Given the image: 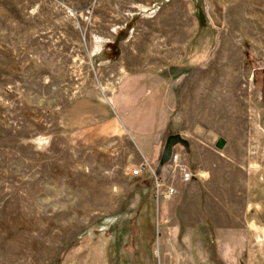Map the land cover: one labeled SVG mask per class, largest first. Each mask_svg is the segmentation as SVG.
Segmentation results:
<instances>
[{
  "label": "rangeland",
  "instance_id": "1",
  "mask_svg": "<svg viewBox=\"0 0 264 264\" xmlns=\"http://www.w3.org/2000/svg\"><path fill=\"white\" fill-rule=\"evenodd\" d=\"M165 67L178 86L201 80L203 91L187 108L189 130L196 117L212 119L203 145L214 154L202 158H225L224 180L206 189L208 206L222 223L245 226L247 245L255 237L241 264H264V0H0V264H65L74 249H81L76 264H87L103 239L111 264L159 259V229L172 221L157 217L152 181L132 173L142 158L136 140L90 114L106 106L127 72ZM230 70L242 118L225 87ZM77 103L84 107L74 114ZM70 120L78 124L73 131ZM142 205L152 242L145 230L137 237ZM188 215L195 223L191 207ZM203 221L212 235L206 213ZM204 255L194 253L192 262L218 264L211 249Z\"/></svg>",
  "mask_w": 264,
  "mask_h": 264
},
{
  "label": "crops",
  "instance_id": "2",
  "mask_svg": "<svg viewBox=\"0 0 264 264\" xmlns=\"http://www.w3.org/2000/svg\"><path fill=\"white\" fill-rule=\"evenodd\" d=\"M174 76L175 72L169 71L167 67L129 71L119 80L113 95L107 98L106 106L101 105L98 111L90 115L95 119H98L99 116L102 119L100 122L115 123L133 136L141 153L140 163L146 162L148 165V168L139 177L144 182L152 181V185H155L157 174L153 171H156L160 159L159 154L163 150L168 135L176 131L174 127L175 118H178L177 123L180 122L179 131L190 142V151L183 147L178 150L181 152V165L192 172V180L189 182L182 181L181 177L178 176L180 174L179 169L173 170L172 166L167 163L157 176L167 186H174L176 193L171 197L157 201L154 195L155 190L152 188L157 217L161 221L164 219L172 221L171 227L163 226L159 229L157 242L160 254L159 259L155 262L154 257H152L153 264L159 262L165 264L161 256V250L173 257L169 264H194V253L204 258V254L211 248L223 264H241L243 253L252 250L251 244L253 246L255 237L250 239L247 245L246 236L250 234L245 226H236L232 221H229L228 224L222 223L208 206L206 199V189L209 187V181L212 179H216V181L224 180L225 176V158L222 155L211 161L202 158V153L205 151L214 154L211 148L203 145H206L211 139L206 127L214 121L196 117L194 123L197 128L189 130V125L193 122L188 116L187 108L189 101L193 98V93L199 95L203 91L201 86L198 85L201 80L198 79L199 77L187 79L178 86ZM219 91L223 100V79L221 80L220 89L217 80L215 89L217 101L219 100ZM171 103H178L179 106L176 107ZM83 107V103H77L73 106V113L77 114ZM66 124L67 128L72 131L78 125L74 120H70ZM150 183L143 184L142 190L144 193L146 186ZM139 197V201H141V194H139ZM190 207L196 217L195 223L190 220L191 218L188 215ZM244 209L246 210V208L242 210ZM250 210L249 206L247 211ZM205 213L211 221L212 235L205 234L202 230L203 227H200L205 224L203 221V219L205 220ZM180 221L181 223H179ZM182 225L185 226L184 229L188 233H182V231L184 232V229H181ZM181 235H183V242L189 255L182 253L178 248V238ZM195 235L202 237V240L192 244L193 237L191 238V236ZM188 242L190 243L188 244ZM209 246L210 248H208ZM90 248L91 251L86 256L85 263L111 264L107 240H99ZM80 250L74 249L72 254L66 258L65 264H76ZM153 251L155 255V250L153 249Z\"/></svg>",
  "mask_w": 264,
  "mask_h": 264
},
{
  "label": "built area",
  "instance_id": "3",
  "mask_svg": "<svg viewBox=\"0 0 264 264\" xmlns=\"http://www.w3.org/2000/svg\"><path fill=\"white\" fill-rule=\"evenodd\" d=\"M172 166V169H179L181 179L184 182H189L193 178V174L190 170H188L186 167L181 165V152L180 150H176L174 148L171 159L169 163ZM148 168V165L146 162L140 163L136 168L132 170V173L134 176L139 177L142 175L143 171ZM155 173V171H153ZM176 193V188L174 186H167L163 181L160 180V178L156 175L155 176V192L154 195L156 197V200L159 201L163 198L171 197ZM158 264H161L160 262Z\"/></svg>",
  "mask_w": 264,
  "mask_h": 264
},
{
  "label": "water",
  "instance_id": "4",
  "mask_svg": "<svg viewBox=\"0 0 264 264\" xmlns=\"http://www.w3.org/2000/svg\"><path fill=\"white\" fill-rule=\"evenodd\" d=\"M226 144H227L226 138L220 137L216 142V147L218 149H223L226 146ZM176 146H181L187 151H190L189 140L186 137H184L180 132H176V133L174 132V133L169 134L165 141L163 151H162V154L160 156V159H159L156 171H155L157 175L160 174L164 165L169 163L173 150Z\"/></svg>",
  "mask_w": 264,
  "mask_h": 264
},
{
  "label": "trees",
  "instance_id": "5",
  "mask_svg": "<svg viewBox=\"0 0 264 264\" xmlns=\"http://www.w3.org/2000/svg\"><path fill=\"white\" fill-rule=\"evenodd\" d=\"M199 17H200L201 26L204 27L205 26V23H204L205 17H203V12H201V14H199ZM145 189H147V195L144 197L145 199H144V201L142 203L143 205H144V203H146L145 200H147V198H148V192H149V189H150V185H147ZM143 205H142V209L138 212V218L139 219H140V216H142L143 215V212H144ZM141 219H143V222L140 223V224H138L139 227L137 229V234H138L137 237L140 236V235H142V232H144V230H145V232L148 233V236L150 238V242L154 241V238L153 237H155V234H154V231H153V226L150 227L151 223H149V222L146 223V220H148L147 214H144ZM139 230L141 231L140 233L138 232ZM130 231H129V234H130ZM129 234L127 235V237H125V241L128 239ZM137 241H138V238H137ZM123 247L125 248V246H123ZM211 252H213L212 260L215 261L218 264H223V262L221 261V259L217 256L216 252L212 248H211ZM150 257L152 259V256L151 255H150Z\"/></svg>",
  "mask_w": 264,
  "mask_h": 264
},
{
  "label": "bare ground",
  "instance_id": "6",
  "mask_svg": "<svg viewBox=\"0 0 264 264\" xmlns=\"http://www.w3.org/2000/svg\"><path fill=\"white\" fill-rule=\"evenodd\" d=\"M227 78L228 79L225 80V83H226L225 84V87L228 88V91H231L232 92V96H231V100L230 101L232 102L231 104H234V107H235L234 108L235 111H233L234 114H235L234 117L237 118L238 116H240L242 118L243 115L246 113V107L244 106L243 101L238 100L235 97V94L234 93L236 92V90H237L238 87L236 86V84H234L233 70H230L228 72ZM226 91H227V89H226ZM228 99H229V97H228ZM224 105H226V103ZM232 108H233V106H232ZM232 115H233V113H232Z\"/></svg>",
  "mask_w": 264,
  "mask_h": 264
}]
</instances>
